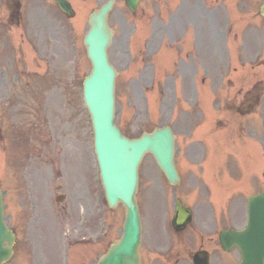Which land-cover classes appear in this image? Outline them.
<instances>
[{"label": "rangeland", "instance_id": "obj_1", "mask_svg": "<svg viewBox=\"0 0 264 264\" xmlns=\"http://www.w3.org/2000/svg\"><path fill=\"white\" fill-rule=\"evenodd\" d=\"M53 1L25 0V20L10 27L5 0H0V184L6 221L20 238L25 232L24 219L32 218L33 212L41 213L44 200H50L45 208L49 215L51 210L61 212L55 208L53 180L48 188L37 187L34 176L26 175L22 159L27 154L40 149L44 154L50 151L47 149H66L68 138L74 144L77 136L85 137L89 140L92 180L96 168L93 131L82 97V82L91 69L83 38L90 13L106 0H71L75 9L72 18L59 11ZM117 1L109 18L116 29L109 50L110 61L118 70L116 123L132 138L157 125L173 127L178 168L185 172L177 194L194 209L199 229L198 219L212 217L213 213L207 192L209 170L215 168L213 153L222 170L225 165L219 163L225 164L230 155L227 136L232 134V126L236 132L242 129V133H235L239 140L244 134V141L249 143L240 152V169L251 162L264 164V94L257 109L248 112L251 109L245 107L248 113L238 115L234 111H239L243 92L239 95L229 82L234 78L236 85L246 90L259 79L264 87V17L259 13L264 0H152L150 4L144 1L136 12L126 6L125 0ZM45 5L57 14V37L39 35L37 10ZM198 68L201 77H196ZM232 99L235 110H230ZM252 136L256 141L263 139L261 148L248 139ZM73 155L70 162L75 172L78 159L87 157L82 143L79 157H75V151ZM236 158L237 150L232 149L231 159L235 162ZM40 169L44 172L45 168ZM139 173L138 200L146 223L148 216L157 218L162 213L170 218L176 189L168 184L152 155L144 157ZM239 209L245 219V205ZM107 212L124 216L125 209L119 204ZM56 218V222L52 218L46 221L51 225L46 228L50 231L49 246L55 241L58 222L62 230L70 228L60 215ZM45 224L34 223L35 231L41 233ZM120 231L121 227L114 232L108 230L107 242ZM24 243L18 245L7 264H38L39 257L47 255L42 253L41 239L37 246L33 239L24 238ZM48 256L50 259L54 255Z\"/></svg>", "mask_w": 264, "mask_h": 264}, {"label": "water", "instance_id": "obj_2", "mask_svg": "<svg viewBox=\"0 0 264 264\" xmlns=\"http://www.w3.org/2000/svg\"><path fill=\"white\" fill-rule=\"evenodd\" d=\"M59 7L71 15L67 0H56ZM114 0L94 11L90 17V30L84 39L92 71L84 80L83 96L91 116L94 143L100 163L101 175L110 206L122 201L127 214L124 234L114 243L99 264H140L138 248L141 240V224L135 193L138 186V167L146 152H151L169 181L177 184L174 155V135L167 126L156 128L152 134L143 133L140 138L130 139L122 135L114 123L116 70L108 59L113 29L107 17ZM139 0H127L134 10ZM264 14V6L261 10ZM177 223L189 217L190 210L176 207ZM15 235L8 229L3 216L2 192L0 189V264L12 255ZM223 247L236 245L242 254L238 264H264V194L250 201L248 227L241 232L224 231L221 234Z\"/></svg>", "mask_w": 264, "mask_h": 264}, {"label": "flooded vegetation", "instance_id": "obj_3", "mask_svg": "<svg viewBox=\"0 0 264 264\" xmlns=\"http://www.w3.org/2000/svg\"><path fill=\"white\" fill-rule=\"evenodd\" d=\"M39 17V28L42 30L44 27H50V35L54 32V26L57 24V16L55 12H49L48 6H40V9L37 10ZM6 23L8 24H20L25 18V10L23 5V0H6V13H5ZM40 30V31H41ZM86 155L87 151L85 150ZM73 154H70L69 150L65 149H52L47 151L44 154V150H33L32 154H27L25 159H22L23 166L27 176L33 175L35 178V184L39 185L43 183V173L40 169L43 165H46V168L50 171V174L56 180H59L60 183H57L55 186L60 189H64L70 195L73 193V189L78 190L77 196L71 198L70 201L65 205V212L60 213V215L68 220L72 219L71 205L72 204H83L84 209L89 207L90 201V187H89V176L88 171L82 175L79 172H74L73 167L71 166L70 158L73 157ZM79 157V154L77 155ZM78 167L84 168L88 164L87 157H81L78 159ZM31 167L34 168L33 171H30ZM236 171L230 169L227 174L229 177V190L234 188V178L236 176ZM222 177H217V182H221ZM73 182H76V187ZM247 183V180L244 179V184ZM249 183V182H248ZM261 181H258L257 184H260ZM59 186V187H58ZM244 190H248V187L244 185ZM264 188L259 189L261 192ZM65 200V196H63ZM234 205V202L231 203ZM230 206V204H229ZM241 215H237L236 211L228 212L226 217H221V222L223 219H226V224L221 229H218L219 219H213L210 228H199V230L189 231L188 228L183 230H176L173 223L171 226V233L167 240L163 241V246L160 248V252H153V244H147L144 247V252L142 259L150 262L151 264H193V257L196 251L207 250L210 252V263H216L217 254L213 253L215 248H207L205 244L207 241L220 242L219 233L222 229L226 228H239L234 226V221L239 220ZM45 214H41V221L44 222ZM99 222L97 218L91 219L89 212H84L80 218V221L76 223L77 229H72V234H76V237H80L81 240L85 243L78 242L74 249L71 252V263L80 264L81 261H84V264H87V261L91 259V256H94L96 253L95 247H105L106 245V232L101 230L102 217L100 215ZM37 221L36 218L25 219L24 225L27 227L26 231L22 237V242L28 239H38L37 234L30 229L32 227V222ZM96 222L98 224H96ZM192 226V223L189 227ZM191 228V227H190ZM192 229V228H191ZM155 230V227L152 228ZM193 230V229H192ZM82 233V234H80ZM216 236V238H214ZM40 238L42 236H39ZM79 238V239H80ZM158 258V259H157ZM205 258V257H203ZM92 263V262H91ZM149 263V264H150ZM227 263V262H225ZM40 264H46V262H41ZM148 264V263H146Z\"/></svg>", "mask_w": 264, "mask_h": 264}]
</instances>
